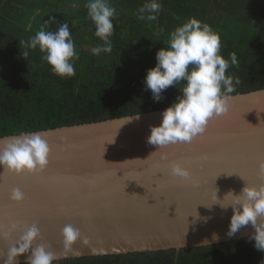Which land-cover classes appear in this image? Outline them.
I'll return each instance as SVG.
<instances>
[{
	"label": "water",
	"instance_id": "95a60500",
	"mask_svg": "<svg viewBox=\"0 0 264 264\" xmlns=\"http://www.w3.org/2000/svg\"><path fill=\"white\" fill-rule=\"evenodd\" d=\"M228 111L209 122L205 133L189 144L158 149L147 142L150 127L161 111L103 122L35 132L47 141L49 164L38 174L13 175L0 169V230L14 223L36 224L33 242L49 246L58 260L88 256L179 250L227 243L250 237L251 225L229 237L232 208L211 199L245 185L264 183L259 163L264 160V90L231 96ZM29 134V133H26ZM7 136L0 138V147ZM161 153L167 154L161 160ZM188 168L189 180L169 174L171 163ZM23 193L19 203L11 191ZM135 194V195H133ZM71 224L80 236L65 251L60 235ZM23 227L0 239V264ZM213 234L218 240H213ZM29 253L15 258L27 263Z\"/></svg>",
	"mask_w": 264,
	"mask_h": 264
},
{
	"label": "trees",
	"instance_id": "16d2710c",
	"mask_svg": "<svg viewBox=\"0 0 264 264\" xmlns=\"http://www.w3.org/2000/svg\"><path fill=\"white\" fill-rule=\"evenodd\" d=\"M145 2L109 0L117 12L112 52L94 55L102 42L87 16V0H0V138L164 110L182 94L183 81L156 102L144 77L156 64V52L167 47L169 34L189 18L220 35L226 60L230 53L237 55L239 67L226 72L240 80L231 96L264 90V0H159L154 21L147 13L140 18ZM50 17L55 23L47 26ZM65 22L79 54L70 78L56 76L38 48L24 56L20 43L42 26L55 33ZM53 264H264V253L246 237L179 252L88 256Z\"/></svg>",
	"mask_w": 264,
	"mask_h": 264
},
{
	"label": "clouds",
	"instance_id": "9594fccd",
	"mask_svg": "<svg viewBox=\"0 0 264 264\" xmlns=\"http://www.w3.org/2000/svg\"><path fill=\"white\" fill-rule=\"evenodd\" d=\"M87 16L95 25V36L102 42L93 48L94 55L112 52L110 37L114 33L112 19L117 12L109 0H87L85 5ZM162 5L159 0H147L138 10L140 18L147 13L148 20H156V14ZM55 19L50 17L44 22L49 26ZM25 47L24 56L29 50L39 49L41 60L51 66L52 72L61 78L73 77L74 63L79 59L67 22L59 25L55 33L45 30L42 26L27 41H21ZM221 37L212 27L196 18H189L181 26L175 28L167 41V47L156 52V64L146 71L144 77L145 88L150 90L154 101L162 99V92L174 85L182 93L161 113V121L157 126L150 127L147 142L159 146L158 149L178 143L189 144L198 135L205 133L209 122L228 111V102L240 84L239 78L226 75L230 66L239 67L237 55L229 54L225 59L221 54ZM132 119H139V115L126 119L122 124ZM51 149L46 140L38 133H21L4 141L0 147V169L3 173L21 175L38 174L43 172L49 164ZM161 160L167 159L166 153H161ZM169 174L182 180L190 179L188 168L180 163H171ZM260 176L264 179V160L259 163ZM0 173V174H3ZM217 189L211 199L215 204L227 210L232 208L227 235L233 236L241 227L251 225L254 232L250 239L254 247L264 253V183L259 186L245 185L240 194L229 190L223 197L227 203H219ZM135 195V194H133ZM23 193L14 188L10 199L14 202L23 200ZM23 227L14 223L10 231ZM24 228V227H23ZM9 232L0 230V239L9 237ZM65 251L72 248L80 232L73 225H65L60 233ZM40 236L36 224L24 228L19 240L9 247L4 264H17L15 258L29 253L27 264H53L57 259L49 246L39 244L32 247L33 242ZM213 240L219 237L213 234Z\"/></svg>",
	"mask_w": 264,
	"mask_h": 264
},
{
	"label": "rangeland",
	"instance_id": "374dc122",
	"mask_svg": "<svg viewBox=\"0 0 264 264\" xmlns=\"http://www.w3.org/2000/svg\"><path fill=\"white\" fill-rule=\"evenodd\" d=\"M76 50V49H75ZM77 51V50H76Z\"/></svg>",
	"mask_w": 264,
	"mask_h": 264
}]
</instances>
